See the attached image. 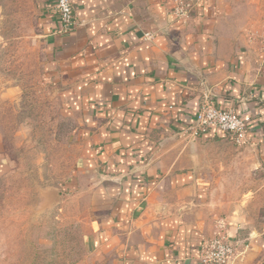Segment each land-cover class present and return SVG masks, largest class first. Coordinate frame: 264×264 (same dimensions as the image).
Listing matches in <instances>:
<instances>
[{
	"label": "crops",
	"instance_id": "0c3cea01",
	"mask_svg": "<svg viewBox=\"0 0 264 264\" xmlns=\"http://www.w3.org/2000/svg\"><path fill=\"white\" fill-rule=\"evenodd\" d=\"M71 1L77 25L59 32L56 0H33L45 82L80 134L71 175L44 192L86 208L88 245L115 264H200L221 230L226 264H264V188L242 209L213 192L228 166L264 180V0H198L184 19L175 0ZM206 89L252 116L245 146L192 133Z\"/></svg>",
	"mask_w": 264,
	"mask_h": 264
},
{
	"label": "rangeland",
	"instance_id": "374dc122",
	"mask_svg": "<svg viewBox=\"0 0 264 264\" xmlns=\"http://www.w3.org/2000/svg\"><path fill=\"white\" fill-rule=\"evenodd\" d=\"M44 59L33 0H0V264H115L88 245L86 208L62 207L58 194L44 192L71 175L80 137L45 82ZM224 171L231 180L213 192L237 209L252 205L263 177L246 166L236 170L239 180L230 166Z\"/></svg>",
	"mask_w": 264,
	"mask_h": 264
},
{
	"label": "built area",
	"instance_id": "2783aa9c",
	"mask_svg": "<svg viewBox=\"0 0 264 264\" xmlns=\"http://www.w3.org/2000/svg\"><path fill=\"white\" fill-rule=\"evenodd\" d=\"M197 2L198 0H175L173 12L179 18L184 19ZM55 7L60 20L59 32L73 29L77 25V19L72 1L56 0ZM146 37L151 38L152 34L148 33ZM202 95L192 133L199 136L206 130L215 129L237 144H246L248 132L257 128L252 116H241L234 109L218 107L208 89ZM233 254L234 246L221 230L216 236L205 240L200 255V264H226Z\"/></svg>",
	"mask_w": 264,
	"mask_h": 264
}]
</instances>
